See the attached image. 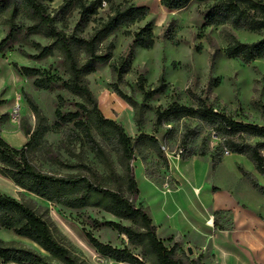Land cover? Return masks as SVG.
<instances>
[{
	"label": "rangeland",
	"instance_id": "rangeland-1",
	"mask_svg": "<svg viewBox=\"0 0 264 264\" xmlns=\"http://www.w3.org/2000/svg\"><path fill=\"white\" fill-rule=\"evenodd\" d=\"M120 1L104 0L97 13L91 15L80 14L74 5L58 10V26L68 32L78 28L83 34H89L101 18H105L110 3ZM129 1L148 6L147 15L128 28L114 29L108 36V41L114 46L110 59L95 65L93 71L86 75L103 117L121 124L130 137L146 132L155 134L162 141L168 125L154 126V110L165 107L175 98L188 104L190 101L186 93L190 90L216 98L220 106L236 119L264 125L260 108L264 106V59L245 64L223 53L230 35L247 42L260 38V35L229 25L202 27L201 10L208 2L192 0L182 9L168 10L159 0ZM62 2H46L48 11ZM9 11L10 6L6 8V16H9ZM4 20L5 17L0 16V39L8 30ZM14 22L26 25L30 20L26 12L20 9ZM145 24L151 25L154 35V44L150 48L140 47L131 34ZM175 41L177 44H174ZM34 42L46 45L49 39L40 33L26 35L21 32L0 52L2 68L13 73L8 82L0 85V115L7 112V120L0 122V135L7 137V132L18 126L33 129L35 115L22 95L24 91L38 105L50 127L39 143L28 150V157L35 167L58 176L81 173L96 183L115 186L108 170L88 144L73 136L72 131L77 132V128L71 124L59 128L52 126L57 95L64 98L62 109L65 111L75 110L79 97L60 87L52 90L38 88L33 84L34 76L19 75L18 67L27 65L40 68L56 81L67 78L62 57L56 49L41 59L27 56L36 53L32 46ZM120 58L128 60L129 69L118 81L119 93L113 88L117 78L111 64H116ZM160 74L168 87L145 102L148 108L143 115V124L137 126L133 119L134 108L125 97L141 104L142 92L137 84L139 75L145 78V87H149ZM14 109L18 110V116L12 121L10 116ZM95 137L113 161L116 172L121 175L122 169L107 141L96 134ZM22 138L27 139L28 136L24 134ZM207 138L208 146L214 150L217 140ZM178 149L177 140L171 138L164 141V147L161 146L163 153L142 149L134 153L131 163L140 192L136 204L143 203L156 227L157 236L167 247L176 242L178 255L184 252L190 257H197L202 253L204 264H264V195L247 181L240 168L251 172L262 186L264 173L259 172L243 154L224 153L221 161L213 166L209 155H193L183 160L178 156ZM69 163L78 166L69 168ZM0 191L17 199H31L36 208L46 209L58 237L86 264H131L99 253L90 242L89 234L102 243L125 248L141 257V246L132 244L124 233L106 224L107 221H115L130 225V220L120 219L97 206L71 208L48 201L22 190L1 170ZM211 215L214 223L207 233V222ZM253 237L256 240H252ZM0 238L34 246L27 238L3 228H0ZM188 245L193 250L192 254L186 251Z\"/></svg>",
	"mask_w": 264,
	"mask_h": 264
},
{
	"label": "trees",
	"instance_id": "trees-1",
	"mask_svg": "<svg viewBox=\"0 0 264 264\" xmlns=\"http://www.w3.org/2000/svg\"><path fill=\"white\" fill-rule=\"evenodd\" d=\"M53 0H0V16H4V24L8 30L0 39V52L9 42L17 38L21 32L27 34H43L49 39L46 45L34 42V54L27 56L41 59L52 54L56 49L62 57L67 78L56 81L49 73L44 74L38 67L21 65L19 73L23 76H34L33 84L41 89L52 90L60 87L72 95L79 97L75 110H63L64 98L57 95L52 126L59 128L71 124L78 131H72L73 136L84 140L91 151L99 158L109 172V177L115 186L109 187L90 180L86 175L68 174L58 176L38 170L28 157V150L39 143L44 132L50 129L38 105L26 92L22 95L35 115L33 129L21 127L28 136L26 142L19 148L10 145L0 135V170L8 176L15 185L48 201H54L71 208L83 206L100 207L120 219L130 220L132 224L122 225L115 221H107V225L124 233L128 240L142 247L138 258L129 250L116 248L102 243L89 234L90 242L97 251L118 261L131 264H204L203 255L190 257L184 252L177 254L178 244L171 247L164 245L156 234V227L151 217L145 211L143 203L136 204L139 189L135 180L133 167L134 153L142 149L154 150L161 154L164 141L171 138L177 140L178 156L185 160L193 155L211 157L212 165H217L224 153L245 155L252 161L255 168L264 173V125L248 120L236 119L225 111L216 98L201 92L187 91L189 103H181L172 99L165 107H157L153 114L155 127L165 128L162 141L155 134L140 132L135 137L128 136L121 124L100 114L97 99L90 90L86 75L93 71L95 65L106 63L114 48L108 36L116 28H128L141 21L149 9L146 5H136L129 0L111 2L105 18L93 27L89 34H83L76 28L65 31L58 26V10L72 5L78 7L82 15L96 14L104 0H63L57 8L48 11L46 2ZM192 0H159L168 10L182 9ZM208 2L201 10L205 25H229L235 29L246 30L260 35L254 41H241L234 35L223 49L228 58L239 59L249 63L255 59H264V0H194ZM10 6L9 16L6 8ZM23 9L29 24L17 25L14 17ZM130 33L129 31H127ZM134 42L143 48L154 44V35L150 24H145L131 32ZM174 44H177L175 41ZM82 53V57L80 54ZM111 69L117 83L114 90L120 93L118 81L129 69L127 59L111 64ZM145 78L139 75L137 84L142 92V103L139 104L130 97L126 100L134 108L133 119L137 126L143 124V115L148 105L145 103L153 96L163 93L168 84L160 74L153 85L145 87ZM1 103V100H0ZM261 117L264 118V106L261 105ZM7 120V114L0 115V122ZM95 134L107 141L117 157L122 169L119 175L113 161L106 150L95 137ZM217 140L214 150L208 146V138ZM64 138V135H63ZM77 164L69 163L67 167L74 168ZM247 181L264 195V186L249 171L240 168ZM46 209L36 208L31 199H17L0 191V228L13 234L25 237L34 244L28 246L14 239L0 238V261L16 264H86L58 237L55 227L49 221Z\"/></svg>",
	"mask_w": 264,
	"mask_h": 264
},
{
	"label": "crops",
	"instance_id": "crops-1",
	"mask_svg": "<svg viewBox=\"0 0 264 264\" xmlns=\"http://www.w3.org/2000/svg\"><path fill=\"white\" fill-rule=\"evenodd\" d=\"M8 66L10 67V65H8ZM12 74H13L12 70H11V74H10L7 72V70L4 67L2 68V65L0 64V85L8 82V80L10 79ZM19 75H21V74L19 73ZM21 77H26V76L21 75ZM2 114H7V112H4ZM22 135H24V132L21 129V127L18 126V127H14L12 131L7 132V135H6L7 137H5L4 135H1V136L13 147L19 148L27 140L26 138H22ZM209 228H210V226L207 227V233H209ZM252 240H256V238L253 237ZM0 264H9V263H2L0 261ZM222 264H226V263H222Z\"/></svg>",
	"mask_w": 264,
	"mask_h": 264
},
{
	"label": "built area",
	"instance_id": "built-area-1",
	"mask_svg": "<svg viewBox=\"0 0 264 264\" xmlns=\"http://www.w3.org/2000/svg\"><path fill=\"white\" fill-rule=\"evenodd\" d=\"M18 116V110L17 109H14L12 112H11V116H10V120H14L15 118H17Z\"/></svg>",
	"mask_w": 264,
	"mask_h": 264
},
{
	"label": "bare ground",
	"instance_id": "bare-ground-1",
	"mask_svg": "<svg viewBox=\"0 0 264 264\" xmlns=\"http://www.w3.org/2000/svg\"><path fill=\"white\" fill-rule=\"evenodd\" d=\"M20 188H21V187H20ZM21 189L23 190V188H21ZM194 191H198V189H195ZM213 218H214V217L211 215V216H210V219H209L208 222H207V225H208V226L213 225V223H214V222H213Z\"/></svg>",
	"mask_w": 264,
	"mask_h": 264
},
{
	"label": "water",
	"instance_id": "water-1",
	"mask_svg": "<svg viewBox=\"0 0 264 264\" xmlns=\"http://www.w3.org/2000/svg\"><path fill=\"white\" fill-rule=\"evenodd\" d=\"M186 251H187L188 254H192L193 253V250H192L190 245L187 246Z\"/></svg>",
	"mask_w": 264,
	"mask_h": 264
}]
</instances>
